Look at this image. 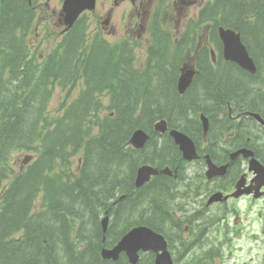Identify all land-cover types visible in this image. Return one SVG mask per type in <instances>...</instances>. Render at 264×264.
<instances>
[{
    "label": "trees",
    "instance_id": "obj_1",
    "mask_svg": "<svg viewBox=\"0 0 264 264\" xmlns=\"http://www.w3.org/2000/svg\"><path fill=\"white\" fill-rule=\"evenodd\" d=\"M38 4L0 0V264H128L124 257L103 261L100 250L135 225L167 237L173 179L157 176L138 190L133 180L142 164L157 166L164 156L176 163L171 141L162 137L157 147L151 129L182 110L176 81L190 44L204 24L212 37L218 24L235 28L244 15L256 16L246 23L264 37V0H214L180 36L167 19V0H158L141 70L130 58L134 45L108 47L113 59L102 56L103 41H89L84 19L62 39L51 64L40 63L27 39ZM79 77L100 80L95 91L108 92L109 113H99L97 97L87 92L62 104V113L49 111L54 89L71 93ZM136 128L151 133L153 146L151 140L139 151L128 146ZM20 156L32 159L17 169ZM105 211L110 223L102 243Z\"/></svg>",
    "mask_w": 264,
    "mask_h": 264
},
{
    "label": "flooded vegetation",
    "instance_id": "obj_2",
    "mask_svg": "<svg viewBox=\"0 0 264 264\" xmlns=\"http://www.w3.org/2000/svg\"><path fill=\"white\" fill-rule=\"evenodd\" d=\"M150 1V0H149ZM144 0H102L101 10L105 11L106 21L109 17H115L121 24L122 38L120 41L136 42L145 35V26L149 19V11L140 16L138 10L145 5ZM184 3V2H182ZM118 12V13H116ZM252 18L254 16H243ZM236 26V25H235ZM238 27L242 24H238ZM234 28L240 42L246 48L250 58L256 67V73L250 75L245 69L235 63L224 60L222 42L215 36L212 48L215 61L211 70H206L200 59L198 68V130L196 126H186L196 146V159L192 164L198 163L199 170H203L205 156H208L216 167H224L223 174H218L211 179L200 175V180L195 184V193L205 194V200L212 192L221 193L224 196L232 195L236 191H251L253 193L255 182L252 175L251 159L256 160L264 169V37L263 31L253 30L242 26ZM105 34L115 36L116 30L110 29ZM119 41V42H120ZM187 94V93H186ZM207 118L209 129L205 138L202 137L199 116ZM195 134H199L196 138ZM252 157L248 156V152ZM205 173V172H204ZM264 199V186L260 189ZM250 195L243 194L240 198L246 200ZM261 199V200H262ZM231 200V199H230ZM229 201V200H228ZM227 201V202H228ZM226 203L211 204L208 208H226ZM192 207H195L192 204ZM207 208V209H208ZM196 212L187 207L184 215ZM223 221L214 220L206 225L205 230L216 229ZM190 226H199L198 222L190 223L187 220L183 237L190 243L193 250L197 249L198 235ZM187 246V247H189ZM188 249V248H187ZM210 249H215L210 247ZM173 264H197L199 254L189 256L186 251L181 254L174 253L170 249ZM204 259L210 261L216 259V255H206ZM215 264H221L218 260Z\"/></svg>",
    "mask_w": 264,
    "mask_h": 264
},
{
    "label": "rangeland",
    "instance_id": "obj_3",
    "mask_svg": "<svg viewBox=\"0 0 264 264\" xmlns=\"http://www.w3.org/2000/svg\"><path fill=\"white\" fill-rule=\"evenodd\" d=\"M145 5L142 9L138 10L140 16L142 17L145 11H149L153 0H144ZM196 2V0L188 1L184 0V3H178L172 0V4L174 6L173 16L178 20V27L181 26L184 18L192 17L195 8L201 2ZM43 3L42 8L38 9L39 16L41 17V25L40 27L33 26L31 33L29 35L31 46L34 47L37 42L42 43L41 46L37 48V52L39 54H43L45 52H49L52 48L53 42H59L58 38L61 35V29L55 28L54 23L57 18L61 15V7L58 0H42ZM118 13V12H116ZM88 22L90 24V29H93L90 34H95V28L98 27L99 22H102L105 19V11L101 10L99 5L95 10L90 13H87ZM44 19V20H42ZM50 22H53L51 25ZM35 27L37 29H35ZM107 29H115V36H106L102 33H98L95 35L101 36L107 42L113 44V42L118 39L122 32L117 28L116 16L110 19V24L107 25ZM36 34L38 37H36ZM52 43V44H51ZM147 44V38L142 36V40L140 44H137L136 54L134 56V66L135 68H141L144 59V49ZM186 69L190 68L191 61L186 58L185 59ZM96 66L99 67L102 63V58H96ZM71 95L70 99L74 98L75 95ZM61 102L60 94L58 90H56L52 96V99L49 104V111L54 113L55 109ZM166 155H171V152H166ZM174 155L176 159L180 156L178 150H174ZM20 157L15 159L17 166L19 168ZM75 159H79L77 156ZM178 160V159H177ZM25 165V164H23ZM198 167L195 164H191L189 169L186 172V176L188 178L193 176V171L197 170ZM205 172V168L202 170V175ZM230 200L227 202L225 208V214L221 215V221H223V226L227 225V229H221L220 233L226 232V241L227 243H223V235H210L206 237L203 235V239L211 238L213 245H215L214 256L216 255V259L214 261H210V264H215V261L221 262V264H264V202H254L250 199L236 201L234 203H230ZM206 214L211 217L214 213H217L218 210L222 208L213 209L209 208ZM211 219L205 221L209 222ZM143 225H135L134 228H142ZM172 240V238H170ZM173 243L174 240H172ZM209 243V242H208ZM112 247H108L107 249H111ZM194 253L200 254L199 251L195 250ZM187 254L190 252L187 250ZM126 259V255H122ZM207 263V262H206ZM209 264V263H207Z\"/></svg>",
    "mask_w": 264,
    "mask_h": 264
},
{
    "label": "water",
    "instance_id": "obj_4",
    "mask_svg": "<svg viewBox=\"0 0 264 264\" xmlns=\"http://www.w3.org/2000/svg\"><path fill=\"white\" fill-rule=\"evenodd\" d=\"M95 0H63L62 3V14H63V23L66 27H70L77 17L85 10H92L94 7ZM224 42V56L225 59L230 61H236L240 63L239 57L232 52L233 45L230 41L236 39V36L232 32H223L220 30ZM230 43V48H229ZM192 78V73L181 74L178 80V91L182 94L185 89L189 86ZM203 128L207 129V122L203 120ZM171 136L174 139L176 145L179 146L180 150L183 152V156L187 160L195 158L194 148L192 143L182 134L177 132H171ZM147 137L142 130H136L133 132L130 144L136 148L140 149L144 146ZM213 166H209V172L215 173ZM162 173H167L166 170ZM157 174L155 169L151 167H141L137 170V175L135 179V187L139 188L144 183L148 182L151 176ZM219 195H215L211 198L210 201H217ZM102 231L105 232L108 223V217L105 216L101 220ZM153 251L161 252L158 254L155 264H170L168 254L165 251L164 239L154 234L152 231L146 228H132L121 239L117 244L111 249H104L101 251V256L103 259L116 261L119 253H125L131 264H135L137 261V251Z\"/></svg>",
    "mask_w": 264,
    "mask_h": 264
},
{
    "label": "bare ground",
    "instance_id": "obj_5",
    "mask_svg": "<svg viewBox=\"0 0 264 264\" xmlns=\"http://www.w3.org/2000/svg\"><path fill=\"white\" fill-rule=\"evenodd\" d=\"M196 111L197 112H199L198 111V109H196ZM200 113V112H199ZM206 118V117H205ZM207 119V118H206ZM191 126V125H193V126H195V124L192 122V121H187L186 123H185V130H186V132L189 134V135H191L192 134V132L189 130V129H187V127L186 126ZM194 135L196 136V138H199V134H195L194 133Z\"/></svg>",
    "mask_w": 264,
    "mask_h": 264
}]
</instances>
